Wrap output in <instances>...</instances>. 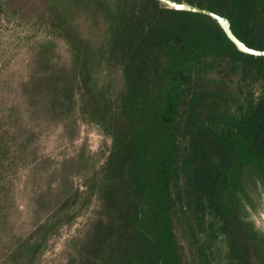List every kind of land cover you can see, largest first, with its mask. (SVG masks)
Returning a JSON list of instances; mask_svg holds the SVG:
<instances>
[{
    "label": "trees",
    "instance_id": "trees-1",
    "mask_svg": "<svg viewBox=\"0 0 264 264\" xmlns=\"http://www.w3.org/2000/svg\"><path fill=\"white\" fill-rule=\"evenodd\" d=\"M187 1L264 49V0ZM34 15L50 36L30 45L13 97L0 82L2 179L37 158L25 115H75L110 144L88 160L84 190L51 197L31 231L0 244V264H41L95 201L66 264H264V237L245 212L248 179L264 184V56L240 51L211 16L159 0H39Z\"/></svg>",
    "mask_w": 264,
    "mask_h": 264
},
{
    "label": "rangeland",
    "instance_id": "rangeland-1",
    "mask_svg": "<svg viewBox=\"0 0 264 264\" xmlns=\"http://www.w3.org/2000/svg\"><path fill=\"white\" fill-rule=\"evenodd\" d=\"M9 1L10 8L0 12V82L12 85L11 98L16 93V86L26 79L31 71L28 62L32 55L30 45L50 35L48 29L38 22L34 15V8L38 7L39 0ZM24 4V11L19 14L13 13V10ZM83 23L86 35L94 33L89 24L84 21ZM93 23L90 20L94 31L103 26L101 22L97 26ZM24 117L37 135L29 147V151L32 149V154H36L37 158L29 160L26 167L20 169L17 174L13 172L5 175L6 181L1 177L6 172L0 175V179L4 181L2 186L0 184V195H6V199L0 202V220L1 216H8L5 220L7 224L0 223V244L5 247L19 235L31 231L34 224L45 216L51 197L60 199L76 189L84 190L88 160L92 159L91 156L94 158L95 154L107 150L110 144V139L96 124L84 123L75 115L62 122H51L34 115ZM27 158L28 155L22 156L21 159L24 161ZM7 164L6 159V167ZM259 183V180L249 178L248 190L255 193L254 190H258ZM43 195L44 198L41 200L40 196ZM246 203L250 210L249 212L247 209L249 212L247 218L264 233V220L259 216L264 214V209H260L262 204L253 205L249 200H246ZM96 204L95 201L90 210L80 214L71 225L63 226L53 236L51 246L41 257V264L68 262L75 251L72 239L80 237L87 228ZM254 207L257 208L256 211L260 210L262 213L254 215L251 212ZM222 259L221 264H226L224 255Z\"/></svg>",
    "mask_w": 264,
    "mask_h": 264
},
{
    "label": "water",
    "instance_id": "water-1",
    "mask_svg": "<svg viewBox=\"0 0 264 264\" xmlns=\"http://www.w3.org/2000/svg\"><path fill=\"white\" fill-rule=\"evenodd\" d=\"M162 5L167 8L175 10H186L196 13H203L214 18L220 26L223 28L227 36L233 41L237 48L245 53L253 54L256 56H264V49H258L247 45L242 39H240L233 31L231 21L228 17L223 16L211 9L201 7L198 4L190 3L187 0H159Z\"/></svg>",
    "mask_w": 264,
    "mask_h": 264
},
{
    "label": "flooded vegetation",
    "instance_id": "flooded-vegetation-1",
    "mask_svg": "<svg viewBox=\"0 0 264 264\" xmlns=\"http://www.w3.org/2000/svg\"><path fill=\"white\" fill-rule=\"evenodd\" d=\"M261 185H262V187L263 188H261ZM257 187H258V190H254L255 191V193L253 192H250L249 190H248V192H249V197H248V199L247 200H249V202H251L253 205L256 203V204H258V203H261L262 205L260 206L261 208L260 209H264V184L262 183V182H260L259 183V185L257 184ZM252 191V190H251ZM246 218H247V216L249 215V212H250V210H249V208H248V206H247V203H246ZM249 210V212H248V210ZM257 210V208L256 207H254V209L252 208V210H251V212L252 213H254V215H259L260 214V210H258V211H256ZM262 213V212H261ZM260 216V218L262 217V219L264 220V214L262 213V214H260L259 215ZM248 219V218H247ZM249 220V219H248ZM249 221H251L252 222V224H253V226H254V228L261 234V235H263V237H264V233H263V231H261L260 229H257L256 227H255V225H254V222L250 219Z\"/></svg>",
    "mask_w": 264,
    "mask_h": 264
}]
</instances>
